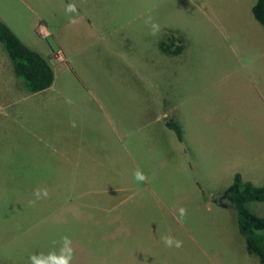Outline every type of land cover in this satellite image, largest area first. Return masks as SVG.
<instances>
[{
    "label": "rangeland",
    "instance_id": "rangeland-1",
    "mask_svg": "<svg viewBox=\"0 0 264 264\" xmlns=\"http://www.w3.org/2000/svg\"><path fill=\"white\" fill-rule=\"evenodd\" d=\"M254 1L117 0L132 11L147 7L144 21L152 17L158 34L147 23V36L131 51L118 44V59L109 65L115 71L95 62V70V63H75L82 66L78 75L57 73V94L34 107L32 94L0 68L1 261L29 264L33 256L58 255L64 237L90 255V264L257 259L237 252L235 210L219 196L235 172L264 182V27L251 13ZM168 33L176 38L169 50L181 43L179 52L159 47ZM36 95L33 101L44 92ZM169 119L180 125L181 140ZM137 169L145 182L134 179ZM62 182L76 184L62 190ZM36 189L48 196L37 199ZM86 191L95 194L88 201H112L106 221L96 218L97 207L93 217L87 208L88 215L76 212L82 207L73 204ZM248 207L264 215V203ZM163 236L183 246L168 248ZM104 249L114 252L102 262Z\"/></svg>",
    "mask_w": 264,
    "mask_h": 264
},
{
    "label": "crops",
    "instance_id": "crops-1",
    "mask_svg": "<svg viewBox=\"0 0 264 264\" xmlns=\"http://www.w3.org/2000/svg\"><path fill=\"white\" fill-rule=\"evenodd\" d=\"M53 1H55L56 5L54 8ZM116 1L117 0H0V19L12 29L24 44L38 51L49 60L54 72V79L59 72L62 74L74 73L78 75L77 73L79 70H82V66L79 65V67L76 68L73 66L75 63L101 62L103 66H106L105 68L107 70L115 71V68L113 66L109 67V65L110 62H113L117 58V45H125L131 51V47L136 42L140 41L143 36H147L145 31L148 28V24L144 21V16H148L149 12L147 7L142 6H138L142 7L140 11H132V9L124 6L117 7ZM120 1L121 2L118 3L121 5L122 3L129 4V2L133 0ZM73 4L76 6L77 11L68 12V5ZM61 11H66L65 15L60 16ZM134 12L139 13L137 18L127 19L124 17ZM71 19H77L78 23H70ZM118 19H121V22H118ZM125 28L130 29V31L126 39H122V31ZM135 35L137 37H135ZM0 51V68L5 70V68L8 67L11 80L14 82L16 79L11 72L10 61L4 54L1 46ZM95 69L96 63L93 64V70ZM179 73L180 69L176 68L175 75H179ZM54 82L55 80H53L50 87L39 92L28 93L23 90L26 92L27 96L32 94V107H34L36 102L48 99L49 97H53L54 94H57L55 93L56 88L53 85ZM3 85L5 84L3 83ZM3 85L1 90L5 93L6 88H4ZM41 92H44V95L38 100L33 101L35 96H37L36 94ZM93 95L94 92H91V99L95 102L97 98H94ZM61 97L64 98L62 95ZM100 172L101 171L98 170L97 173ZM61 184V187H63L62 190H69L75 186L76 183L62 182ZM64 184L66 186H64ZM87 186L88 185H85V187ZM87 195L95 194L87 191L78 194L77 201L81 202L75 201L73 206H81L82 210L76 212H79V215H88L87 211H92V214L88 216L93 217V209L91 207H97L98 211L96 212V218L98 221H106L108 219V210L114 206L112 201H99L98 199H96L98 202L94 200L88 201L86 200L87 198H85ZM69 196L70 195L67 196V199H70ZM67 199H65V201L63 200V205L69 207L71 204L69 205ZM86 208L87 211L85 210ZM108 233L105 231L104 234L98 236L105 238ZM112 235L114 234L112 233ZM237 242H240V244H237V252L243 256H241L242 258H247L240 237ZM104 250L108 252H103L101 250L102 262H104L108 253L114 252L113 250L109 251V249ZM114 250L117 254L118 250L115 248ZM72 251L73 259L71 264H90L93 262V259L90 255H87L86 252L77 251L76 249H72ZM131 259L130 262L121 260L118 264H141L135 263L134 261L131 262ZM247 260V262L251 264L249 260L254 262L258 259L251 256L248 257ZM0 264H5V262L0 260ZM29 264H32V261H29Z\"/></svg>",
    "mask_w": 264,
    "mask_h": 264
},
{
    "label": "trees",
    "instance_id": "trees-1",
    "mask_svg": "<svg viewBox=\"0 0 264 264\" xmlns=\"http://www.w3.org/2000/svg\"><path fill=\"white\" fill-rule=\"evenodd\" d=\"M251 13L255 20L264 27V0H255L251 6ZM175 39L172 33H168L159 42V47L168 53L179 52L182 48L181 43L173 50H169ZM0 46L10 61L12 73L20 88L28 93H35L51 86L54 72L49 60L24 44L1 19ZM166 124L181 140L180 125L174 119L167 120ZM219 196L228 201L235 210L236 227L245 251L255 255L259 264H264V215H258L248 207V202L251 201L264 203V182L254 184L243 179L240 172H235L232 182Z\"/></svg>",
    "mask_w": 264,
    "mask_h": 264
},
{
    "label": "clouds",
    "instance_id": "clouds-1",
    "mask_svg": "<svg viewBox=\"0 0 264 264\" xmlns=\"http://www.w3.org/2000/svg\"><path fill=\"white\" fill-rule=\"evenodd\" d=\"M67 11L68 12H75L77 11L76 6L73 5H68L67 7ZM70 23L72 24H76L78 23L77 19H71ZM146 23L150 24L151 27V35H157L158 32L160 31V25L156 22L153 21L152 17H148V19L146 20ZM134 179L138 182V183H142L145 182L147 180V176L145 175V173L140 170L137 169L134 173H133ZM34 195L37 199L43 197H47L48 196V190L47 189H36L34 192ZM35 201H32L31 203H34ZM180 215L181 217H184L187 215V210L184 208L180 209ZM163 243L165 244L166 247L168 248H181L183 246V242L172 237V236H163L161 237ZM64 241V247L61 248L60 253L57 255L56 253H50L47 256H43L41 254V256H33L31 257V261L32 264H71V261L73 259V251L71 248V241L69 240L68 237H64L63 238Z\"/></svg>",
    "mask_w": 264,
    "mask_h": 264
}]
</instances>
